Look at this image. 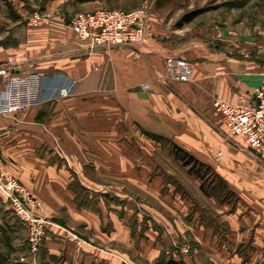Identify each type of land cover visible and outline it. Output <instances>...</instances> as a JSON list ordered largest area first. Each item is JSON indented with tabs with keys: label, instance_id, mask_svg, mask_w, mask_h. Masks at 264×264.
<instances>
[{
	"label": "crops",
	"instance_id": "0c3cea01",
	"mask_svg": "<svg viewBox=\"0 0 264 264\" xmlns=\"http://www.w3.org/2000/svg\"><path fill=\"white\" fill-rule=\"evenodd\" d=\"M6 1H12V13ZM64 3L50 1L51 23L31 28L30 7L37 6L36 0H0V65L16 57L19 75H41L39 104L0 116V161L42 204L40 215L47 228L41 253L51 264L60 258L58 264H122L119 242L131 246L136 235L122 221L119 206L109 210L101 197L112 188L105 185V177L122 181L121 177L137 173L138 155L133 137L125 135L128 129L139 125L175 137L177 144L186 143V128L200 133L201 128L222 123L214 100L240 109L255 105V92L264 84V57L251 60L244 53L246 47L238 58L232 48H212L199 38L171 39L173 30L152 18L141 44L91 48L76 37L68 24L71 19L67 22L55 9ZM98 4L94 0L82 6L94 12ZM178 34L182 37L186 32ZM234 40L222 33L208 38L210 43L226 45ZM170 55L194 64L190 81L169 78ZM144 84L150 88H142ZM64 88L69 90L67 97L60 95ZM234 140L244 145L241 138ZM220 143L222 158L216 163L210 159L209 164L238 196L239 204L234 208L225 204L218 211L220 225L198 220L193 232L197 247L182 260L264 264V158L248 147ZM75 178L99 198L94 206L78 199ZM0 200L5 212L11 209L1 187ZM9 220L5 214L0 217L6 229L17 230ZM74 224L79 225L81 240L72 232ZM108 224L113 226L110 233L105 231ZM83 232H90V237ZM148 246L147 258L153 264L160 252Z\"/></svg>",
	"mask_w": 264,
	"mask_h": 264
},
{
	"label": "rangeland",
	"instance_id": "374dc122",
	"mask_svg": "<svg viewBox=\"0 0 264 264\" xmlns=\"http://www.w3.org/2000/svg\"><path fill=\"white\" fill-rule=\"evenodd\" d=\"M50 1L54 3V0H36L37 6L30 7V13L33 15L40 12L51 19L49 15L51 13L47 11ZM98 1L100 4L97 10L125 12H131L143 2H147L148 23L153 21L150 20L152 18L158 25L169 26L173 30L171 39L179 41L192 37L199 38L198 40L205 41L212 48L220 50H224L225 47L232 48L233 55L238 58L243 57L240 50L246 47L247 51L244 53L251 60L257 61L264 57V0H174L161 6L158 5V0ZM6 3L8 13H12L14 11L12 1ZM82 4L85 3L65 0L63 5L55 9L62 13L68 22L77 13L88 12L83 9ZM194 13L196 16L191 22L185 21L186 17ZM183 31L186 35L182 38L178 33ZM221 33L232 35V38L237 40L227 45L222 41L213 43L208 41L209 37ZM147 37L148 32L141 43ZM197 130L199 129L186 128L188 136L184 138L186 143L182 144H177L175 137L160 135L153 129H145L139 125L128 129V133L125 134L133 137L132 146L136 148L138 155L137 173L134 176L121 177L122 181L105 177V185L112 188L101 197L107 209L112 210L114 205L119 206L118 214L122 221H125L136 235V240L131 242V246L126 242H119L120 252L125 255H122L125 259L122 264H150L147 258L150 250L146 248L148 244L155 247L156 253L160 252L153 264H166L168 259L175 257L184 259L186 252L192 253L197 247L193 232L198 228V220L203 224L210 221L212 225H220L217 220L218 211L223 210L225 204L233 208L238 206V196L229 191L224 178L209 163L210 159L214 162L220 161L217 154L222 152L220 143L222 140L237 147L247 146L237 145L235 137L227 134L223 122L217 124L215 122L212 129L201 128L200 133ZM213 138L218 141L216 145L213 144ZM175 146L182 149H184L182 146H186L190 149V152H187L198 159L200 164L195 168L186 166L176 156ZM73 183L81 203L94 206L99 198L82 187L77 178ZM4 214L10 219L11 227L17 230L10 229V226L6 229L4 224L0 223V249L4 250L3 264H51L48 255L41 253L44 243L38 252L32 251L27 230L12 208L5 212V208L0 207V217ZM74 225L72 227L76 230L72 229V232L79 235L78 232L81 231L79 225ZM112 230L111 224L105 226L107 233ZM89 235L90 232L85 234L86 237H90ZM81 239L82 236L79 235L78 240ZM60 262L62 263V258L58 259L56 264Z\"/></svg>",
	"mask_w": 264,
	"mask_h": 264
},
{
	"label": "built area",
	"instance_id": "2783aa9c",
	"mask_svg": "<svg viewBox=\"0 0 264 264\" xmlns=\"http://www.w3.org/2000/svg\"><path fill=\"white\" fill-rule=\"evenodd\" d=\"M149 5L143 2L131 12L102 9L77 13L69 23L78 39L91 48L135 46L141 44L148 32ZM48 15L35 12L29 19L31 28L49 25ZM16 57L0 65V116L16 115L39 104L41 75H19ZM170 79L188 82L194 76V64L175 55L166 58ZM149 89V84L143 85ZM61 97L69 95L62 89ZM255 105L240 109L233 104L214 100V107L221 115L227 134L239 137L257 155L264 158V84L255 92ZM223 153L218 154V160ZM0 187L9 198L16 217L27 230L29 245L33 252L43 246L46 236V220L40 215L41 202L0 161Z\"/></svg>",
	"mask_w": 264,
	"mask_h": 264
},
{
	"label": "trees",
	"instance_id": "16d2710c",
	"mask_svg": "<svg viewBox=\"0 0 264 264\" xmlns=\"http://www.w3.org/2000/svg\"><path fill=\"white\" fill-rule=\"evenodd\" d=\"M92 0H78V2L81 3H87V2H91ZM174 0H158V5H167L171 2H173ZM196 13H194L193 15H190L188 17L185 18V21L187 22H191L194 18ZM158 138V137H156ZM176 156L178 157L179 160H181L186 166H192V168H195L196 165H199L200 162L198 159H196L193 155H191L190 153H188L187 151H185L184 149L175 146V150H174ZM3 252L0 249V264L4 263L3 260ZM166 264H187L184 260H176L173 258L168 259V261L166 262Z\"/></svg>",
	"mask_w": 264,
	"mask_h": 264
},
{
	"label": "water",
	"instance_id": "95a60500",
	"mask_svg": "<svg viewBox=\"0 0 264 264\" xmlns=\"http://www.w3.org/2000/svg\"><path fill=\"white\" fill-rule=\"evenodd\" d=\"M114 48V46H111V47H100V49H112Z\"/></svg>",
	"mask_w": 264,
	"mask_h": 264
}]
</instances>
